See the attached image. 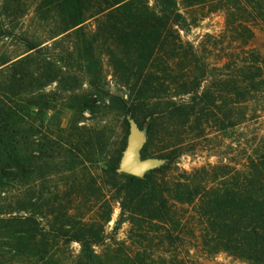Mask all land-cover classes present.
Here are the masks:
<instances>
[{
    "label": "trees",
    "instance_id": "1",
    "mask_svg": "<svg viewBox=\"0 0 264 264\" xmlns=\"http://www.w3.org/2000/svg\"><path fill=\"white\" fill-rule=\"evenodd\" d=\"M179 1L184 11L178 0H39L36 13L49 14L53 23L50 46L69 37L67 55L51 54L50 46L24 35L15 37L2 24L3 37L17 39L31 52L0 64H7L0 67V206L8 207L0 208V264L50 263L55 245L73 241L81 246L79 258L89 264H202L221 251L245 264H264V131L249 140V148L244 142L240 158L224 156L190 171L178 165L184 154L215 155L214 127L231 135L237 126L264 116V55L253 44L257 31L264 30V0ZM21 3L2 0L1 14L11 17ZM217 11L224 14V29L206 36L215 46L222 44L215 56L183 32L202 12ZM95 50L107 56L113 76L128 89V98L110 96L107 106L123 113L128 130L133 120L144 131L142 157L162 160L143 177L121 172L123 142L105 168L120 213L130 223L131 246L156 227L162 249L157 256L140 246L125 250L131 246L118 240L108 248L120 255L97 254L93 246L105 241L104 225L111 217L108 200L102 203L103 218L89 220L72 211L80 191L71 187L46 195L35 187L34 122L41 127L45 109L55 105L50 95L36 96L32 88L64 80L66 85L77 68L98 89L95 100L105 102ZM72 101L73 113L87 105V100ZM76 125L73 119L66 130L72 133ZM45 130L54 133L47 144L59 153L63 132Z\"/></svg>",
    "mask_w": 264,
    "mask_h": 264
},
{
    "label": "rangeland",
    "instance_id": "2",
    "mask_svg": "<svg viewBox=\"0 0 264 264\" xmlns=\"http://www.w3.org/2000/svg\"><path fill=\"white\" fill-rule=\"evenodd\" d=\"M38 2L39 0H22L21 7H18L19 10L11 17L3 16L0 10V64L4 59L23 53L19 56L22 57L31 52H27L24 45L17 39L3 37L1 35L2 24L11 30L15 37L21 34L38 43H43L42 45L44 46L53 44L52 39H50L53 23L49 20V14L44 13V17H42L36 13L35 8ZM178 7L184 11L179 0ZM203 14L205 12H202V16L199 17L200 19L196 25L190 26L189 29L183 32L184 38L193 42L200 49L205 46L212 48L216 56L221 52L222 44L218 43L215 46L212 42L207 41L206 36L207 34L221 35L224 29V14L220 11ZM93 22L92 19H88L86 24L92 27ZM62 35L64 34L54 39H59ZM63 37L64 40L56 44V46H50L51 49L49 51L51 54L67 55V48H72L71 44L73 43L70 42V38L65 37V35ZM253 44L264 55V30L257 31ZM95 57L102 73L101 78L97 79V84L104 90L101 95L106 98L105 102L95 100V98H98V89L91 86L88 83V77L77 68L74 69L78 72L75 79L67 81L66 85L64 80V83L61 84L54 81L41 88L40 85L35 84V87L32 88V94L36 96L40 94L50 95L51 98H54L51 103L55 105L52 109H45L41 127L38 126L40 122H34V125L41 131L36 129L32 139L34 141L32 149L37 166L34 179L36 189L42 190L46 195L49 191H67L71 187L78 193L80 191L81 195L77 196L72 211L77 216H82L85 219L103 218L100 216L104 215L106 206L103 207L102 203L104 200H108V206H111L112 211L110 220L104 225L105 241L102 244L94 245L93 249L97 254H103L109 258L122 253L119 250L116 251V254L112 253L108 248L109 244L111 245L115 240H118L126 241L125 245L131 246L130 242L132 241V236L129 233L130 223L120 213L119 199L114 190L108 185L109 179L105 171L106 164L115 151L123 142L127 145L131 125L128 130L124 123L123 113L107 106L111 102L108 100L110 96L113 98H128V89L113 76L112 66L106 55L95 50ZM5 65L7 64L0 67L6 68ZM71 99L75 105L79 101L87 100V105L81 112L73 113L68 106ZM257 114H261V112ZM73 119L76 121L77 129L70 133L66 129H68ZM46 126L52 130H61L63 132L59 153L56 151L54 154L47 144V139L52 140L54 133L46 131ZM216 128L214 127L211 135L214 136L212 142L216 150L215 155H209L207 152L184 154L178 159V165L181 169L190 171L208 163H218L224 159V156L240 158L244 142L248 140L246 147L249 148V144L252 145L249 140L264 131V116L259 118L258 121L252 120L246 125L237 126L231 135H226V133L219 130V127ZM72 147L76 149L71 152L74 157L69 152V148ZM17 193L20 196V192ZM0 208L6 209L8 207L5 203L4 207L0 206ZM43 212H45V209ZM16 213L23 214L24 212L16 211L14 214ZM5 214L3 213L2 216ZM45 217L49 220V215H45ZM46 219H43V222H46ZM135 240H137L138 244L125 247V250L135 252L140 246L142 251L144 249L145 254L152 253L157 256L162 252L161 247L158 246L159 234L156 231V227L149 228L145 237ZM80 252L81 246L77 241H73L68 245L60 242L55 245L50 253V263L46 264H89L79 258ZM196 253L197 255L207 256L201 250L196 251ZM108 258H106V261ZM202 264L245 263L243 260L221 251L215 256L204 257Z\"/></svg>",
    "mask_w": 264,
    "mask_h": 264
},
{
    "label": "water",
    "instance_id": "3",
    "mask_svg": "<svg viewBox=\"0 0 264 264\" xmlns=\"http://www.w3.org/2000/svg\"><path fill=\"white\" fill-rule=\"evenodd\" d=\"M131 131L126 148L121 156L119 171L143 177L146 172L159 166L162 160L157 157H142L141 149L145 134L139 126L130 120Z\"/></svg>",
    "mask_w": 264,
    "mask_h": 264
}]
</instances>
